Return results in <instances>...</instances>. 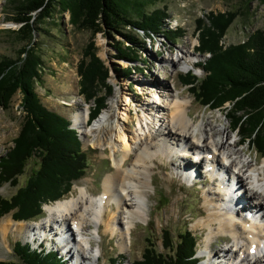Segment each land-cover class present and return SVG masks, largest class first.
I'll use <instances>...</instances> for the list:
<instances>
[{
	"label": "rangeland",
	"instance_id": "1",
	"mask_svg": "<svg viewBox=\"0 0 264 264\" xmlns=\"http://www.w3.org/2000/svg\"><path fill=\"white\" fill-rule=\"evenodd\" d=\"M157 10H161L167 15L161 28L163 32H177L181 29L184 35L178 36L177 41L173 43L162 33L159 35L154 33L149 37L142 30L128 27L123 30V33L135 39L132 47L133 54L138 56V61L135 62H129L119 57L115 48L117 42L124 43L123 49L129 45L124 37L115 33H113L115 39L101 33L93 36L91 32L77 28L72 24L69 11L62 12L57 8L55 19L47 20L39 27L40 34L36 35L35 41L38 55L41 56L44 65L42 79L36 86V92L48 111L66 118L73 125L75 124V113L84 108L88 109L87 117H91L95 104L94 101H86L80 95V78L77 71L79 64L86 59L84 52L90 44L94 46L96 57L110 70L107 84L113 88L112 94L108 97L106 109L95 120L91 118L90 122H87L86 129H84L86 136L83 137L75 127L79 133L83 151L87 155L88 170L85 177L75 184L72 192L65 198L76 194L77 186L82 185L92 196H98L103 192V180L108 173L114 171V168H112L109 148L102 152L99 148L91 147L93 135L90 130L98 119L112 110L116 125L119 122L124 123L131 131H135L137 128L136 119L142 114L139 109L136 110L135 105L145 98L139 92L141 88H144L142 85L148 84L153 76L163 87L170 85L176 89L174 90L176 93L181 94L182 98L190 100L188 108L193 119L201 121L206 118L219 127L220 125L226 126L229 128L231 141H237L242 150L248 149L247 159L258 163L264 162V158L258 155L248 143H243L241 136L234 131L228 111L225 110V108H229L230 104H226L220 110L203 107L190 92L189 82H185L191 74L200 80L205 76L202 69L191 71L195 61L204 62L206 58H209V56L205 58L197 54V38H199L197 25L199 21H207L211 13L236 12L237 17L228 27L222 43L225 48L237 46L246 42L257 31H264V0H159L155 5L145 7L147 14H152ZM16 13V5L12 0H0V60L4 57L18 58L19 51L25 46L18 35L22 25L14 22ZM135 15L134 18L138 19V15ZM182 50H193L194 52L191 59L183 60L179 64L178 56L181 55ZM167 58H173L174 65L165 63ZM185 67L188 70H185ZM130 69L128 74L127 70ZM172 82L175 83L176 88ZM138 84L141 86L140 88ZM144 90L147 93L146 98L158 92L155 87L154 90L151 88H144ZM161 93H165L164 88ZM131 100L134 101L132 105L130 104ZM21 104L22 95L18 93L13 98L8 111L0 108V158L12 149L13 140L17 138L21 130L24 119ZM105 152L106 156L104 157L102 153ZM155 162L156 165L152 166L153 172L148 177L149 189L146 193L149 199L146 202L148 217L145 221L135 222L130 249L124 252L120 251L118 235L111 236L110 233H107L102 234L100 238L98 235L89 234L93 247L96 249L101 246L103 249L99 254L100 257L88 264H136L142 259L145 249L150 245H153L159 252H166L163 249L165 232H168L171 236L170 240L176 243L180 234L185 231L191 232L197 240L196 256L198 260L196 264H205L208 261L209 257L201 254L207 229L195 227V224L206 216L204 199L205 193L213 191L212 180H204L205 186L202 184L189 186L175 173L177 171L173 169L170 162L166 160L160 162L159 159ZM35 169L34 160L28 164L17 187L9 184L0 187V197L10 199L18 188L26 183ZM47 205L43 207V214L40 218L29 222H46L49 217V212L45 209ZM4 219L11 220L12 223L16 222L12 213L0 218V223ZM223 239L222 236H219L213 240V243H216L214 250L218 251L220 247L229 243V238L227 239L228 243H225ZM19 242L29 245V240L24 235L18 236L16 233L10 232L4 241L0 236V262L18 261L15 246ZM218 243L220 244L217 245ZM115 260L117 261L115 262Z\"/></svg>",
	"mask_w": 264,
	"mask_h": 264
},
{
	"label": "trees",
	"instance_id": "2",
	"mask_svg": "<svg viewBox=\"0 0 264 264\" xmlns=\"http://www.w3.org/2000/svg\"><path fill=\"white\" fill-rule=\"evenodd\" d=\"M158 1L12 0L17 10L14 22L22 25L18 35L25 46L18 58L0 60V108L8 111L13 98L20 93L24 119L12 149L0 158V187H17L31 161L35 160L36 169L10 199L0 197V218L12 213L17 222L36 220L42 216L45 205L69 195L88 170L79 134L66 118L48 111L36 92L44 65L35 41L41 24L55 19L57 8L69 11L72 24L93 36L101 33L115 39V33L124 37L129 45L123 49L124 43L117 42L115 48L119 57L135 62V39L123 33L128 27L142 30L149 37L162 33L173 43L184 35L181 29L163 32L167 15L161 10L145 13V7ZM235 17L236 12L211 13L207 21H199L196 49L200 56H209L200 64L205 76L200 80L191 74L185 82H189L190 92L203 107L220 110L230 104L225 110L234 131L264 158V31H257L243 44L225 48L222 41ZM93 48L92 44L87 47L86 59L77 71L80 95L86 101H94L91 118L95 120L106 109L113 88L107 84L110 70L96 57ZM170 237L168 232L164 233L166 252L150 245L136 264H196L195 236L185 231L176 243ZM15 252L18 261L0 264H62L56 253H38L21 242L16 244Z\"/></svg>",
	"mask_w": 264,
	"mask_h": 264
},
{
	"label": "bare ground",
	"instance_id": "3",
	"mask_svg": "<svg viewBox=\"0 0 264 264\" xmlns=\"http://www.w3.org/2000/svg\"><path fill=\"white\" fill-rule=\"evenodd\" d=\"M193 52L182 50L178 56L179 64L183 60L191 59ZM164 62L170 65L175 63L173 58H167ZM184 69L188 70L187 67ZM173 85L176 88L175 83ZM138 87L141 86L138 84ZM142 87L153 90L155 87L158 92L146 98L144 88L140 89L139 93L145 98L135 105L136 110L139 109L142 113L136 119L135 131H131L124 123L119 122L116 125L112 110L98 119L90 130L93 135L91 147L99 148L102 152L109 148L114 168L103 180V192L92 196L84 185L77 186L76 194L45 207L49 212L46 222L12 223L11 220L4 219L0 223L2 240L10 232L18 236L24 235L29 240L34 239L44 234L49 235L46 229L52 227L55 233H50V240L64 243L61 248L64 252L73 247V255L71 252L64 254L66 257L72 255L71 260L75 259V264L96 261L97 255L102 253L101 246L96 249L93 247L89 234L98 235L100 238L107 233L111 236L118 235L120 251L129 250L135 222L145 221L148 217L146 202L149 199L146 193L149 189L148 177L153 172L152 166L156 165L157 159L160 162L166 160L179 176L180 162L182 170L189 173V167L194 164L187 158L190 154H186V147L189 146L196 150L194 156L197 158L194 159L193 156L194 160L213 158L210 162L213 166L215 164L228 172H237L236 178L241 185L237 198L243 207L235 210L237 217L226 203L227 193L223 183L217 181L212 174L200 177L203 181L209 177L213 186V191L205 193L206 216L195 224V227L207 229L201 251L202 255L209 257L205 264L264 263V224L256 225L239 218L255 209L264 213V162L247 159L248 149L242 150L237 141H231L229 128L226 126L219 127L206 118H201V121L193 119L188 108L190 100L182 98L170 85L163 87L153 76ZM163 88L165 93H161ZM133 103L131 100L130 104ZM87 114L88 109L84 108L74 115L73 126L83 137L86 136L84 129L87 126ZM198 150L205 156L199 157ZM102 156L105 157L106 152ZM188 179L192 182L197 180L190 176ZM202 185L206 184L203 182ZM219 236L224 238L225 243H228V238L230 240L217 251L214 250L216 243L213 240ZM47 244L51 246L50 243ZM259 254L263 255V261L258 257Z\"/></svg>",
	"mask_w": 264,
	"mask_h": 264
}]
</instances>
